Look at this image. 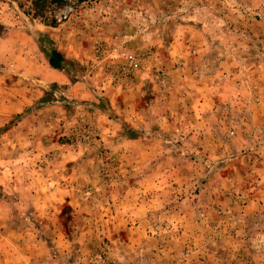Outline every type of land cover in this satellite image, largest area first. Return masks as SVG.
<instances>
[{
  "label": "rangeland",
  "instance_id": "obj_1",
  "mask_svg": "<svg viewBox=\"0 0 264 264\" xmlns=\"http://www.w3.org/2000/svg\"><path fill=\"white\" fill-rule=\"evenodd\" d=\"M32 1L0 0V264H264V0Z\"/></svg>",
  "mask_w": 264,
  "mask_h": 264
},
{
  "label": "trees",
  "instance_id": "obj_2",
  "mask_svg": "<svg viewBox=\"0 0 264 264\" xmlns=\"http://www.w3.org/2000/svg\"><path fill=\"white\" fill-rule=\"evenodd\" d=\"M56 2H60V0H33L32 8L34 9V12H35L33 16L42 17L41 14H42V10L44 9L45 5L56 3ZM48 62L52 68L59 69V70L62 69V65H61L62 57L58 52L52 51Z\"/></svg>",
  "mask_w": 264,
  "mask_h": 264
}]
</instances>
